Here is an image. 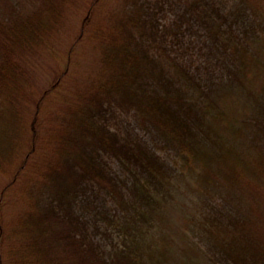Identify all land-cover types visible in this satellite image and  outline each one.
I'll list each match as a JSON object with an SVG mask.
<instances>
[{
	"label": "trees",
	"instance_id": "1",
	"mask_svg": "<svg viewBox=\"0 0 264 264\" xmlns=\"http://www.w3.org/2000/svg\"><path fill=\"white\" fill-rule=\"evenodd\" d=\"M262 41L264 0H0V264H149L187 174L189 243L264 264Z\"/></svg>",
	"mask_w": 264,
	"mask_h": 264
},
{
	"label": "rangeland",
	"instance_id": "2",
	"mask_svg": "<svg viewBox=\"0 0 264 264\" xmlns=\"http://www.w3.org/2000/svg\"><path fill=\"white\" fill-rule=\"evenodd\" d=\"M228 5L238 4L239 0H223ZM65 35L72 36L74 32L66 30ZM69 40H64L63 45H66ZM259 55L264 62V41L261 42L259 47ZM59 62V59H58ZM64 60L56 63L51 58L47 60L39 69V78L48 85L56 78L55 72L59 68H63ZM61 63V65H60ZM60 65V66H59ZM264 68V64L262 65ZM57 75V74H56ZM229 103L231 104L230 114H240L243 110H251L252 107H241V100L243 97L234 94L230 97ZM263 100V99H259ZM249 114V113H245ZM166 198L160 203L156 212L154 213L153 220L148 232L143 234L142 248L144 250V258L150 260L149 264H212L209 257L210 253H215L213 250L206 251L205 243L200 239H193L194 241L201 242L200 245L189 243V238L194 236L193 227L189 223L191 213L195 206L202 203V198L196 190L195 181L187 174L184 177H177L173 181L172 187L166 193H163ZM99 238V237H98ZM105 244H109L110 236L99 238ZM113 237L112 242L116 241ZM205 255H203V253Z\"/></svg>",
	"mask_w": 264,
	"mask_h": 264
}]
</instances>
